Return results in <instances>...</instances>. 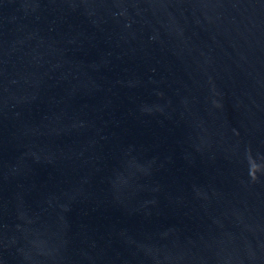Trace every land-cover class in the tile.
Listing matches in <instances>:
<instances>
[{
  "label": "water",
  "instance_id": "water-1",
  "mask_svg": "<svg viewBox=\"0 0 264 264\" xmlns=\"http://www.w3.org/2000/svg\"><path fill=\"white\" fill-rule=\"evenodd\" d=\"M0 264H264V0H0Z\"/></svg>",
  "mask_w": 264,
  "mask_h": 264
}]
</instances>
